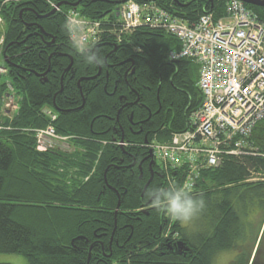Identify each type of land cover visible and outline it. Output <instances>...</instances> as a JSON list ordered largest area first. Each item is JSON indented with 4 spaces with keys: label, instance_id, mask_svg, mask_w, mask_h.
I'll use <instances>...</instances> for the list:
<instances>
[{
    "label": "trees",
    "instance_id": "1",
    "mask_svg": "<svg viewBox=\"0 0 264 264\" xmlns=\"http://www.w3.org/2000/svg\"><path fill=\"white\" fill-rule=\"evenodd\" d=\"M123 1L9 0L1 10L6 76L21 101L0 129V253L28 264H167L164 248H232L241 235L234 210L246 197L264 198L261 121L249 138L255 156H223L217 168L198 170L191 192L206 207L194 232L152 206L147 193L181 186L187 171L155 165L146 185V144L189 129L202 96L197 65L169 60L179 50L172 36L142 26L117 40L112 25ZM129 1L193 24L206 14L223 18L229 0ZM244 7L264 23V7ZM71 10L102 24L92 46L102 64L86 63L74 46L65 27ZM49 124L82 152H39L29 130Z\"/></svg>",
    "mask_w": 264,
    "mask_h": 264
},
{
    "label": "built area",
    "instance_id": "2",
    "mask_svg": "<svg viewBox=\"0 0 264 264\" xmlns=\"http://www.w3.org/2000/svg\"><path fill=\"white\" fill-rule=\"evenodd\" d=\"M118 17L112 25L119 28L114 32L117 40L120 34L142 26L163 31L179 42V50L170 52L169 60L187 59L198 68L202 104L191 113L189 129L172 133L168 142L146 144L157 164L163 170L185 168L181 186L191 181L193 189L198 170L217 168L223 156H255L250 134L258 122H264V23L257 15L240 1L229 0L223 18L206 15L192 25L153 4L128 2ZM82 20L87 23L79 25L74 36L93 46L103 34L102 24ZM3 25L0 18V51L4 49ZM5 60L0 55V77L7 75ZM1 99L7 100L6 93ZM44 113L50 123L57 119L50 110ZM29 131L39 152L48 151L53 140H67L51 124Z\"/></svg>",
    "mask_w": 264,
    "mask_h": 264
},
{
    "label": "flooded vegetation",
    "instance_id": "3",
    "mask_svg": "<svg viewBox=\"0 0 264 264\" xmlns=\"http://www.w3.org/2000/svg\"><path fill=\"white\" fill-rule=\"evenodd\" d=\"M147 156L139 163L140 171L142 164L146 169V185L154 176L153 167L158 165L153 155L152 160ZM244 204V208L234 210L241 235L232 248H164L167 264H192L193 260L194 264H264V198L246 197Z\"/></svg>",
    "mask_w": 264,
    "mask_h": 264
},
{
    "label": "clouds",
    "instance_id": "4",
    "mask_svg": "<svg viewBox=\"0 0 264 264\" xmlns=\"http://www.w3.org/2000/svg\"><path fill=\"white\" fill-rule=\"evenodd\" d=\"M86 23L87 21L84 20L76 21V25L82 26ZM65 27L70 33L75 30L71 17H69ZM73 43L86 63L96 65L103 63V58L89 44L80 38L74 40ZM191 189L192 183L189 181L182 186L172 185L169 188H155L147 193V197L158 212H163L174 222L189 224L206 207L205 201L194 197Z\"/></svg>",
    "mask_w": 264,
    "mask_h": 264
},
{
    "label": "rangeland",
    "instance_id": "5",
    "mask_svg": "<svg viewBox=\"0 0 264 264\" xmlns=\"http://www.w3.org/2000/svg\"><path fill=\"white\" fill-rule=\"evenodd\" d=\"M8 1L9 0L1 1L0 18H2L1 10ZM2 21H4L3 18H2ZM3 28H4V25H3ZM0 55L4 58V56H5V50L4 49H2V51H0ZM5 64H6V60H5ZM6 66H8V65H6ZM0 80H2L1 81L2 84L6 83V86L8 85V88L5 89V91H4L7 95V100L0 99V129H1L2 123L6 120L10 121L13 118V116L18 112L19 103L21 101V95H19L16 92V90H14V88L12 86L13 84L7 76L2 77ZM4 87H5V85H4ZM64 138H66V137H64ZM53 141H55V144L49 149V151H56L60 154L66 155V156H72L78 152H82L81 149L76 147L71 142V140L67 139L65 141H63V140H53ZM35 144H36V142H35ZM250 156H254V155H250ZM166 181L168 183H170V179H168ZM250 181L258 182V181H262V178L258 177V176H253V178ZM171 183H172V181H171ZM165 216H167V215H165ZM196 219L197 218H195L189 224L181 223V226H183L185 228V230H187L188 232H191V231L194 232ZM0 263H4V264H28L26 258L21 256V255L4 254V253H0Z\"/></svg>",
    "mask_w": 264,
    "mask_h": 264
},
{
    "label": "bare ground",
    "instance_id": "6",
    "mask_svg": "<svg viewBox=\"0 0 264 264\" xmlns=\"http://www.w3.org/2000/svg\"><path fill=\"white\" fill-rule=\"evenodd\" d=\"M129 2H132V1H129ZM135 3V2H134ZM242 3V2H241ZM128 4V2H126L124 5H122L121 6V8L122 7H125L126 5ZM137 4V3H136ZM149 4H153V3H147V4H144V5H149ZM243 4V3H242ZM139 5V4H138ZM153 5H155V4H153ZM244 5V4H243ZM140 6H143V5H140ZM155 6H157V5H155ZM53 8H54V10H56V11H58V7H54V6H52ZM157 7H159V6H157ZM121 8L120 9H118V11H117V13H116V15H115V18H116V22H118V20H119V17H118V13L120 12V10H121ZM160 8V7H159ZM162 9V8H161ZM164 10V9H163ZM166 11V10H165ZM167 12V11H166ZM169 13V12H168ZM206 15H212V14H206ZM206 15H202V16H206ZM202 16H200V17H202ZM213 16V15H212ZM69 17H71L72 18V22H73V25H74V31L72 32V33H70V36H71V39H74V40H76V38H75V36H74V34L76 33V31H77V29H78V27H79V25H76V21H80V20H82L83 19V17H81L79 14H78V12H76V11H73V10H71V11H69L68 13H67V15H66V20L68 21V19H69ZM199 17V18H200ZM85 19V18H84ZM87 20V19H86ZM187 23V22H186ZM188 24V23H187ZM194 24V23H193ZM189 25H192V24H189ZM147 27V26H146ZM149 28V27H148ZM126 33H128V32H126ZM5 58H6V65L8 64V57L5 55ZM2 77H4V76H1L0 77V79L2 78ZM1 81V80H0ZM154 140V139H153ZM181 170V169H180ZM179 171V170H178Z\"/></svg>",
    "mask_w": 264,
    "mask_h": 264
},
{
    "label": "water",
    "instance_id": "7",
    "mask_svg": "<svg viewBox=\"0 0 264 264\" xmlns=\"http://www.w3.org/2000/svg\"><path fill=\"white\" fill-rule=\"evenodd\" d=\"M128 0H124L122 3H125V2H127ZM238 1H240V2H242V3H244V4H248V5H252V6H257V7H264V1L262 2H260V1H256V0H238ZM72 5V4H71ZM70 5V6H71ZM78 5V3H75V4H73L72 6L73 7H76ZM70 67H71V64L68 66V68H67V70L68 69H70ZM145 143H147V141H145ZM146 159H151L152 160V154H151V152L149 151L148 152V156L146 157ZM153 164V161H150V165H152ZM119 208V202H118V204H117V207H116V210Z\"/></svg>",
    "mask_w": 264,
    "mask_h": 264
}]
</instances>
